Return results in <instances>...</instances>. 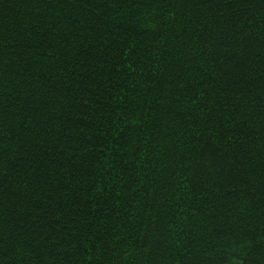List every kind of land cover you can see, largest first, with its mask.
Listing matches in <instances>:
<instances>
[{
  "label": "trees",
  "instance_id": "1",
  "mask_svg": "<svg viewBox=\"0 0 264 264\" xmlns=\"http://www.w3.org/2000/svg\"><path fill=\"white\" fill-rule=\"evenodd\" d=\"M0 264H264V0H0Z\"/></svg>",
  "mask_w": 264,
  "mask_h": 264
}]
</instances>
